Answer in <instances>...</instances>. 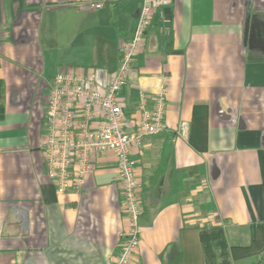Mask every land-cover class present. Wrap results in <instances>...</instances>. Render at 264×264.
Masks as SVG:
<instances>
[{
	"label": "crops",
	"instance_id": "0c3cea01",
	"mask_svg": "<svg viewBox=\"0 0 264 264\" xmlns=\"http://www.w3.org/2000/svg\"><path fill=\"white\" fill-rule=\"evenodd\" d=\"M90 1L103 7L87 9ZM142 0H0V264H108L128 228L112 151L59 193L43 154L49 86L64 69L105 88ZM166 98V129L133 149L141 240L133 264H207L196 226L247 245L264 224V0H173L120 91L126 126ZM185 132H179L181 123ZM233 264H264V254Z\"/></svg>",
	"mask_w": 264,
	"mask_h": 264
},
{
	"label": "built area",
	"instance_id": "2783aa9c",
	"mask_svg": "<svg viewBox=\"0 0 264 264\" xmlns=\"http://www.w3.org/2000/svg\"><path fill=\"white\" fill-rule=\"evenodd\" d=\"M173 0H142V9L132 36L120 46L118 66L109 73L104 90L94 71L64 69L49 86L45 117L43 154L48 175L59 193L80 191L94 169L95 157L112 151L117 159V175L128 228L120 233V248L108 264H133L141 240V178L133 149L142 147L145 136L166 129V98L156 93L152 109L143 106L137 129L127 128L120 91L145 45L146 34L155 14ZM87 9L103 7L102 1H90ZM186 123H181L183 133Z\"/></svg>",
	"mask_w": 264,
	"mask_h": 264
},
{
	"label": "trees",
	"instance_id": "16d2710c",
	"mask_svg": "<svg viewBox=\"0 0 264 264\" xmlns=\"http://www.w3.org/2000/svg\"><path fill=\"white\" fill-rule=\"evenodd\" d=\"M207 264H233L236 259L264 254V224L257 223L247 245H233L225 224L196 226Z\"/></svg>",
	"mask_w": 264,
	"mask_h": 264
}]
</instances>
